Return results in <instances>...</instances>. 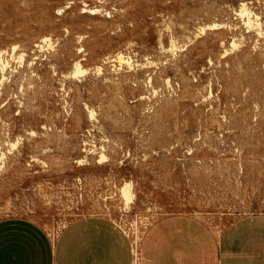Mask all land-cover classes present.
<instances>
[{"label":"rangeland","instance_id":"1","mask_svg":"<svg viewBox=\"0 0 264 264\" xmlns=\"http://www.w3.org/2000/svg\"><path fill=\"white\" fill-rule=\"evenodd\" d=\"M0 53V219L108 215L145 264L165 220L215 258L264 214V0H0Z\"/></svg>","mask_w":264,"mask_h":264},{"label":"crops","instance_id":"2","mask_svg":"<svg viewBox=\"0 0 264 264\" xmlns=\"http://www.w3.org/2000/svg\"><path fill=\"white\" fill-rule=\"evenodd\" d=\"M217 252L215 258L208 253L195 220L174 218L151 229L145 264H264V214L234 221ZM134 259L130 234L108 215L76 217L54 237L31 218L0 219V264H134Z\"/></svg>","mask_w":264,"mask_h":264},{"label":"bare ground","instance_id":"3","mask_svg":"<svg viewBox=\"0 0 264 264\" xmlns=\"http://www.w3.org/2000/svg\"><path fill=\"white\" fill-rule=\"evenodd\" d=\"M243 10H245V9H243ZM248 19H250V17H248ZM15 47L16 46H14V49H15ZM121 56H122V54H121ZM2 60H3L2 53H0V61H2ZM78 71H80V70H78ZM120 191H121L120 196H122V198L125 202L126 208H130L131 204L134 202V197H135V193L133 191V186H132L131 182L126 181L125 184H123L121 186ZM133 244H134V241H133ZM134 255H135L134 264H136V263L139 264L138 260H140V253H139L138 247L135 246V244H134Z\"/></svg>","mask_w":264,"mask_h":264}]
</instances>
